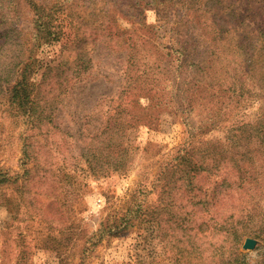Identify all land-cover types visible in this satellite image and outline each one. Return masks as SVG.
Masks as SVG:
<instances>
[{
  "label": "rangeland",
  "instance_id": "374dc122",
  "mask_svg": "<svg viewBox=\"0 0 264 264\" xmlns=\"http://www.w3.org/2000/svg\"><path fill=\"white\" fill-rule=\"evenodd\" d=\"M189 1V7L183 6L180 10H187L190 16L201 13V18H209L204 10L198 12L199 4L195 0ZM214 1L208 2L212 5L211 11L215 8L218 10ZM242 1L234 2L233 11H245V8L240 10L238 7ZM128 2L20 0L22 13L16 25L21 29L26 43L31 44L36 40L32 32L35 31L34 6L43 8L42 12L47 13L41 19L38 36L45 30L49 31L47 36L35 42L33 56H36L37 61L34 71L28 75L29 83L36 85L40 82L47 64H66L65 67L71 66L72 71L74 69V74L68 79H71L69 85L63 89L60 102H57V109L51 113L52 122L45 126L47 143L51 147V154L45 156L54 166L61 165L62 172L73 174L76 183L73 187L67 182L65 173L54 171L56 191H41V188L36 194H31L33 205H29L27 199H21L22 196L19 197L15 186L0 188V264H203L206 258L207 264H228L229 261L233 262L234 253L231 249L236 243L238 251L246 253L244 264H260L264 257V240L253 233L239 240L222 234L217 240L206 243L203 260L190 258L186 261L183 259L185 256L176 260L170 255L171 246L158 224H151L148 230L132 226L109 234L99 242H89L88 250L83 254L86 241L100 223L124 211L131 192L143 183H148L144 199L149 206L155 212L160 211L162 206L160 189L154 188L151 182L159 177L163 161L170 158V153L181 143L186 131L180 114L169 113L168 106L151 105V113H159L162 117L158 125L125 124L124 137L129 144L126 172L109 170L93 174L81 155L84 145L82 134L87 130L92 131L98 123L103 122L107 110L116 108L121 99L127 98L129 105L124 106L128 107V111L136 110L138 105L132 103L136 99L146 104L148 99L141 91L133 89L123 92L128 82L137 76L143 79L147 76L145 73L154 78L155 86L151 91L153 99L166 102L171 89L176 87L172 86V82L178 83V98L206 99L200 105L203 108L188 112H192L191 116L195 114L191 119L193 122L203 124V140L225 141L229 127H240L245 134H251L243 142L234 139L236 143L232 150L237 155L252 153L251 159L243 160L249 169L246 185L239 191L235 190L238 187H234L232 192L235 197L238 194L242 196L240 199L244 206L264 214V149L260 148L263 145L257 137L264 135V92L259 87L256 75L241 74L237 62L232 60L234 49L230 45L236 46L237 38L232 34L237 35L240 30L237 32V28L230 26L229 23L233 21L228 22L229 14L218 11L221 17L210 25L214 24V29L223 35L210 40L205 52L204 44L211 37L205 35L209 28L200 25L201 29L198 24L191 27L196 41L192 45L187 44L186 50L195 58L203 53V58L214 64L216 72L210 74L207 69L204 76L196 70L187 73L186 69L190 68L186 67L184 61L180 62L184 58L183 54L176 57L180 47L172 43L177 31H186L173 20L176 6L171 0H162L170 4L165 6L166 13L159 11L161 5L156 9L147 6L138 13L128 7ZM136 33H147L150 38L143 40ZM199 37L202 39L199 40ZM79 39H82L79 41L80 50L87 54L83 60L76 58L75 44ZM132 40L129 50L126 41ZM131 53L136 56L132 66L129 64ZM191 68L194 69V66ZM232 86L234 91L229 88ZM241 86L243 91L238 93L237 89ZM0 101V164L13 174L21 170L19 158L22 155L20 133L24 129V126L21 127L23 118L17 120L7 111L14 108H6L5 98ZM208 116H213L211 121H204ZM210 179L213 178L203 176L201 182L206 186L211 182ZM52 202L58 205L54 206ZM59 202L63 204L59 205ZM55 208H58L59 213H55ZM72 225L76 228L74 234H71ZM246 237L257 240L253 248L242 247Z\"/></svg>",
  "mask_w": 264,
  "mask_h": 264
},
{
  "label": "trees",
  "instance_id": "16d2710c",
  "mask_svg": "<svg viewBox=\"0 0 264 264\" xmlns=\"http://www.w3.org/2000/svg\"><path fill=\"white\" fill-rule=\"evenodd\" d=\"M195 1L199 4L198 12L200 9L204 10L209 18L206 16L201 18V13L190 16L187 10H180L183 6L189 7V0H171L173 6H176L173 20L179 27L186 30L182 31L183 33L177 31L176 36L172 38V43L179 45L180 50L176 57L183 54L184 58H181L180 62L184 61L186 67L190 68L186 69L187 73H194L196 70L201 76H204L207 69L210 74L216 72L214 64L203 58V53L200 54L202 56L195 58L189 50H186V45H192L196 41L195 32L190 29L198 24L199 28L201 26L209 28L205 33V35L211 36L209 41L204 44L206 52L210 40L217 38L218 35L219 37L223 35L221 31L214 29V24L221 17L218 15V11L220 13L224 11L230 15L228 22L233 21L232 24L229 23L230 26L237 28V32L238 29L240 30L237 35L230 32L232 36L237 37L236 46L230 45V48L234 49L232 60L237 62L239 70H242L241 74L256 75L259 87L264 92V0H243L238 7L240 10L245 8L244 12L233 11L236 0ZM210 1L217 4L218 10L215 8L211 11L212 5L208 3ZM128 3V7H132V11L138 13L147 6H153L156 9L160 5L162 7L159 8V11L166 13L165 6L170 5L162 0H129ZM193 7L194 5L191 9ZM34 9L33 28L35 31L32 32L36 37L35 42H37L47 36L49 31L45 30L38 36L42 26L41 19L47 13L42 12L43 8L40 9L37 6H34ZM21 13L20 0L0 1V99L5 98L7 109L14 108L12 111H7L17 120L20 117L23 118L21 127L24 126L23 132L20 133L22 155L19 158V167L21 170L11 174L0 164V188L6 185L15 186L19 197L22 196L21 199H27L28 204L33 205L31 194H36L41 188H43L41 191H56L54 171H64L61 165L54 166V163L45 156V154H51L45 126L52 122L51 113L57 109V102H60L63 89L69 85L71 79H68L72 73L74 74V69L72 71L70 70L71 66L65 67L66 64H47L40 82L36 85L29 83L28 75L34 71L37 58L33 56L35 42L27 44L21 29L16 25L20 20ZM134 22L142 24L136 20ZM210 23L214 24L210 25ZM219 25L220 23L215 27ZM153 32L155 33V31ZM198 34L201 36L200 32ZM137 36L146 41L150 38L147 33ZM201 39L199 37V40ZM203 39L206 40V38ZM80 40L82 39L77 40L75 44L76 58L83 60L87 54L80 50ZM126 42L129 43L128 48L131 50L133 40ZM133 45L135 48V41ZM210 53L213 52L210 51ZM130 56L132 59L129 64L132 66L136 56H133L132 53L129 58ZM189 66H194V69ZM145 74L148 78L147 76L143 79L135 77L131 82H128L127 88L123 92L133 89L141 91L143 96L148 99L146 104H141L136 99L132 103L137 104L138 107L135 111H128V107L124 106L129 105L127 98L121 99L116 108L107 110L108 114L103 122L98 123L92 131L87 130L82 134L84 145L81 147V155L86 161L88 170L93 174L109 170L126 172L128 170L126 158L129 154V144L126 143L124 137L126 125H158L162 117L159 113H151L149 110L151 105L168 106L169 113L180 114L179 117L185 124L186 131L181 143L170 153V158L163 161L159 177L151 182L154 188L159 187L160 189L162 206L160 211L156 210V212L149 206V203L144 199L148 183H143L142 186L131 192L128 206L124 211L117 212L100 223L98 229L90 235L88 242L86 241L83 254L88 250L89 242L94 244L109 234L113 235L132 226L148 230L151 228V224H158L159 228L164 230L166 240L171 246L169 253L176 260L181 259V256H185L183 259L186 261L190 258L203 260L206 243L217 240L218 236L222 234L239 240L253 233L264 240V214L244 206L240 199L242 196L238 194L235 197L232 192L234 187H238L235 190L239 191L246 185L249 169L245 167L243 160L251 159L252 153L250 151L247 152L248 154L242 153L243 156L237 155L238 153L232 150L236 143L234 139L243 142L249 139L251 134H245L240 127L237 129L229 127V134L225 141L218 139L211 141L210 138L203 140L201 137L205 133L203 124L193 122L194 120L191 119L195 114L191 116V113L203 108L200 105L206 99L178 98L179 88L176 82H172V86L176 87L171 89L170 98L166 102L153 99L151 91L155 86L154 78L148 73ZM202 86L203 83H201ZM232 87L229 88L234 91L235 88ZM207 88L209 87L207 86ZM242 91V86L237 89L238 93ZM213 94L214 92L211 95L213 96ZM190 111L192 112L188 113ZM212 117L208 116L204 121H211ZM123 126L124 129L121 130ZM254 136L256 135L254 134ZM257 137L263 145L260 148L264 149V135ZM62 173L67 176L66 180L69 184L75 185L76 179L73 174L67 171ZM203 176H211L213 179H210L211 182L205 186L204 182H201ZM141 194L142 196H140ZM52 203L54 206L58 205L55 202ZM62 204L59 202V205ZM54 210L55 213H59L58 208ZM56 217L58 218L59 215L57 214ZM59 230L61 231V229ZM75 231L76 228L72 225L71 234H74ZM232 246L233 262L229 261L228 264H244L246 253L238 251L237 243ZM206 259L203 264H207L205 263ZM260 264H264V257Z\"/></svg>",
  "mask_w": 264,
  "mask_h": 264
},
{
  "label": "water",
  "instance_id": "95a60500",
  "mask_svg": "<svg viewBox=\"0 0 264 264\" xmlns=\"http://www.w3.org/2000/svg\"><path fill=\"white\" fill-rule=\"evenodd\" d=\"M257 240L253 237H246L242 247L243 248H253L256 244Z\"/></svg>",
  "mask_w": 264,
  "mask_h": 264
}]
</instances>
